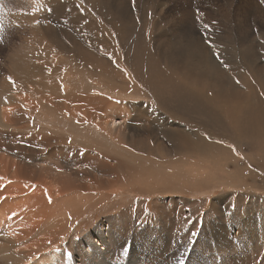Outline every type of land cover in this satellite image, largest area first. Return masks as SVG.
I'll return each instance as SVG.
<instances>
[{"label": "rangeland", "instance_id": "obj_1", "mask_svg": "<svg viewBox=\"0 0 264 264\" xmlns=\"http://www.w3.org/2000/svg\"><path fill=\"white\" fill-rule=\"evenodd\" d=\"M33 40L40 41V45L36 46ZM208 51H211L210 58L217 63L231 64L232 74L238 71L235 60L238 65H245L250 84L255 82V67L261 66L258 74L264 80V2L0 0V86L3 82L8 83L7 78L11 75L9 71L13 69L12 59L16 55L24 58L29 56L27 53L59 55L67 60L72 58L78 64L75 67L81 70H110L120 76V73L124 74L122 80L129 91L124 97L114 95L112 100H125L131 102L133 107L138 105L144 108L142 115L136 120L133 118L129 123L137 126V130L132 131L134 136L125 134L126 139L117 145L103 140L101 142L96 137L97 140L91 145L94 151H103L123 160V168L133 169L136 175L142 171L145 177L153 180L154 191L131 192L123 187L103 201L105 203H95L91 209L77 215L69 212V208L63 205L67 218L76 216L75 220L67 221H71V225L73 223L67 237L75 234V239L80 238L96 224L104 222L106 217L114 219L126 212L127 219L130 217L129 220L133 221L134 217L142 218L144 212H148L153 217V224L166 226L172 235L188 243L187 246L192 249L188 258L193 259L195 264H223L221 255H217L219 251L206 239L211 230L209 225L212 229L215 228L210 223L214 220L217 223L238 225L243 234L239 248L246 247L247 252H242L248 257L251 255L248 260L250 264H264V252H261L264 246L256 245L264 237L259 229L264 218V145L254 143L256 139L251 137L250 140L234 127L239 126V123L231 124L223 113L218 112L219 115L207 112L206 115L199 116L192 99L189 100L192 112L190 115L179 113L180 108L172 109V115L164 111L167 109L165 102L168 99L165 94L169 92L167 84L160 82L164 75H175L179 80L198 75L208 77L209 71L200 66L203 65L205 55H209ZM151 79L153 83L156 82L154 87ZM138 89L144 91L141 94H147L154 89V94L157 92L156 100L161 104L148 97L140 99L137 95ZM191 96L193 99L197 98L195 94ZM253 98L252 106H248V110L255 106H264V98ZM176 105L180 106V103ZM152 110L165 117V124L162 123L163 120L153 121L156 115ZM262 120L261 125H264V116ZM49 121L50 119H43L42 124H37L32 116L24 130H29L33 123L31 132H37L38 129L44 132ZM54 124V127L60 126L58 121ZM202 127L212 138L224 142L227 150L236 153V157L233 159L235 155L231 154L230 158L233 160L226 158L220 161L215 157L205 159L202 154L197 157L192 151H180L177 142L173 143L179 135L171 140V130L185 129L193 136L200 137ZM206 127L216 132L210 133ZM8 128L17 129L14 126H4V129ZM62 128L65 136L71 135L68 132L73 133L68 126ZM51 130L58 132L57 128ZM91 133L93 132L85 130L74 131L79 144L89 143L87 137ZM3 146L4 144L0 147ZM149 156H152V161ZM187 158L191 160L190 165L185 162ZM197 166L204 171L203 174L194 177L193 174L198 173L197 171L188 176L187 169ZM77 167L84 171L85 165L79 163ZM214 173L223 179L214 178ZM164 234L166 235L165 232H155L151 235L153 239L149 237L152 243H148V247L161 253L170 251L163 240L171 236ZM151 263L168 264L166 260L159 259L152 260Z\"/></svg>", "mask_w": 264, "mask_h": 264}, {"label": "bare ground", "instance_id": "obj_2", "mask_svg": "<svg viewBox=\"0 0 264 264\" xmlns=\"http://www.w3.org/2000/svg\"><path fill=\"white\" fill-rule=\"evenodd\" d=\"M34 42L36 46L40 45V41ZM34 47V50L37 49ZM25 49L28 50V47ZM208 53L203 58V65H200L209 71L208 77L198 75L179 80L175 75H164L163 79V73L161 78L158 76L162 79L158 82H164L169 88L168 94H165L168 99L164 111L172 115V109L180 108L179 113L190 115L189 100L192 99L199 116L207 112L223 113L231 124L239 123L235 128L263 146L264 125H261V120L264 106L247 109L252 106L253 96L264 98V80L258 74L262 67H255V82L250 84L245 65H238L235 60L238 71L232 74L231 64L217 63L210 58L211 51ZM26 55L29 56L16 55L12 59L13 69L7 79L11 78L14 83L8 80L0 86V146L4 144L0 147V264H152V260L157 259L166 260L168 264H195L193 259L188 258L192 250L188 243L172 235L166 226L153 224V217L148 212H144L142 218L134 217L133 221L129 220L130 217L127 219V213L123 212L114 219L106 217L104 222L96 224L78 239L74 238L75 234L66 236L73 225L67 221L75 220L76 216L67 218L63 205L77 215L91 209L95 203H105L103 201L123 187L131 192H152L154 182L142 171L136 175L133 169L123 168V160L103 151H94L91 145L96 137L101 142L117 145L126 139L125 134L134 136L132 131H136L137 126L129 123L141 116L144 108L133 107L125 100H112L114 95L124 97L129 91L123 81L124 74L120 72L122 77L110 70H81L75 67L78 64L72 58L69 57L68 61L59 55ZM244 63L257 66L251 62ZM154 89L147 94H141L144 91L138 89L137 95L140 99L148 97L156 100L157 92L154 94V91L157 88ZM192 94L197 98L193 99ZM174 102L180 103V106ZM152 111L156 115L153 121L163 120L165 124V117L156 110ZM32 116L37 124H42L43 119H50L44 132L39 131L37 126L34 127L38 131L31 132L33 123L29 130L26 129L30 132L24 130ZM55 121L60 126L54 127ZM127 125L128 131L125 129ZM4 126L17 129H4ZM63 126L70 127L73 133L63 135ZM51 128H57L58 132ZM76 130L93 132L87 137L89 143L79 144L74 134ZM200 132L201 136L195 137L185 129L171 130V140L179 135L173 143L177 142L180 151H192L197 157L202 154L205 159L215 157L219 161L229 159L231 154L235 155L233 159L236 157L237 154L228 151L224 142L212 138L203 127ZM149 157L152 161V156ZM185 162L190 165V158ZM79 163L85 165L84 171L77 167ZM197 167L185 170L187 175L197 171L194 177L203 174L204 171ZM212 175L223 179L217 173ZM210 223L215 228L208 224L211 230L206 239L219 251L217 255H221L222 263L250 264L251 255H246V247L239 248L243 234L238 225L214 220ZM259 229L264 233V218ZM155 232L171 236L163 240L170 250H165L166 254L148 247L147 244L152 243L149 237ZM256 245L264 246V237ZM261 252H264V247Z\"/></svg>", "mask_w": 264, "mask_h": 264}, {"label": "snow or ice", "instance_id": "obj_3", "mask_svg": "<svg viewBox=\"0 0 264 264\" xmlns=\"http://www.w3.org/2000/svg\"><path fill=\"white\" fill-rule=\"evenodd\" d=\"M262 2H264V0H262ZM49 11H51V9H49ZM37 23H38V21H37ZM9 80H10V82H13V81H11V78H9ZM14 83V82H13Z\"/></svg>", "mask_w": 264, "mask_h": 264}]
</instances>
